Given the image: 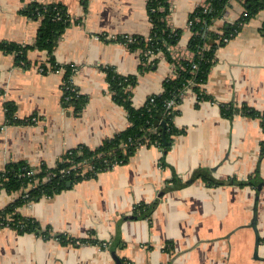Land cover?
I'll list each match as a JSON object with an SVG mask.
<instances>
[{"label": "crops", "instance_id": "crops-1", "mask_svg": "<svg viewBox=\"0 0 264 264\" xmlns=\"http://www.w3.org/2000/svg\"><path fill=\"white\" fill-rule=\"evenodd\" d=\"M34 1L67 7L72 22L52 54L60 65L76 67L72 79L87 100L79 113L64 105L63 68L40 70L41 63L50 66L47 50H30L31 66L23 68L14 54L0 49V170L20 160L35 170L54 167L68 150L80 144L94 148L123 130L127 111L112 98L104 67L137 76L135 107L175 74L162 52L156 65L141 69L138 49L111 40L150 33L147 0H0V41L34 42L40 21L22 12ZM204 1L170 0L168 22L183 29L175 53H189V15ZM243 10L241 1L232 0L213 28L236 21ZM215 55L203 85L214 100L198 101L194 90H186L174 118L184 132L175 136L165 165L160 147L143 145L125 163L22 205L20 211L52 235L0 227V264H117V258L131 264H264V131L258 117L228 118L219 106L245 103L264 111V7ZM7 102L15 105L18 119L38 120L9 121ZM199 169L224 183L208 185L195 176ZM176 176L182 184L174 186ZM251 176L255 185L240 183ZM20 195L21 190L0 188V210ZM140 203H154L149 216H134ZM59 233L97 242L64 243Z\"/></svg>", "mask_w": 264, "mask_h": 264}, {"label": "trees", "instance_id": "trees-1", "mask_svg": "<svg viewBox=\"0 0 264 264\" xmlns=\"http://www.w3.org/2000/svg\"><path fill=\"white\" fill-rule=\"evenodd\" d=\"M231 1L205 0L190 13L188 25L192 30V35L188 42V50L191 52V56L177 58L173 56L171 47L178 44L183 29L173 27L168 22L171 10L170 0H147L148 15L152 23L150 33L146 36L139 34L117 35L111 40L124 42L132 50L138 49L142 60L141 69L152 68L157 64L158 58L150 59V52L155 54L162 52L168 61L177 66L176 75L166 77L161 92L150 95L142 106L135 107L132 102V88L136 84L137 76L123 75L118 73L114 67H104L108 90L112 98L126 109L128 125L94 148L80 144L68 150L54 167L41 164L38 170L29 174L28 172L35 170V167L26 161L20 160L7 164L5 169L0 170V188H4L8 193L21 190V195L0 210V227L8 226L20 233L35 232L46 237L52 235L49 227L43 228L33 216L24 215L19 208L28 202L43 196L51 197L68 188V181H71V185H73L82 179L94 177L101 171L127 162L141 145L160 147L163 153L161 164L165 165L164 156L171 147L175 136L184 132V129L179 128L174 122L179 109L168 106V100L174 98L175 103L179 105L188 88L196 92L198 101L214 100L212 95L206 93L203 85L208 80L210 70L215 62L217 47L226 43L224 37H234L242 25L256 16L264 7V0H238L244 6L240 17L232 23H225L220 30L214 29L215 21L224 16ZM22 12L40 21L34 42L0 41V49L14 54L16 63L23 68L31 66L28 58L30 50H47L50 66L41 63L42 72L63 68L64 105L73 106L74 112L79 113L84 107L87 97L72 82L76 70L71 64L62 66L55 62L52 54L61 34L72 22L67 7L61 2L34 1L27 4ZM101 36L107 39V35ZM219 106L221 114L228 118L235 114L258 117L264 131V111L254 109L245 103L240 106L234 102L220 103ZM5 107L9 121L13 123L28 122L25 119H18L15 113L16 107L11 102H7ZM157 119L165 123V140H163V125L156 124ZM261 147L262 154H264V139ZM81 161L89 163L91 168L83 171V166L78 165ZM63 167H71V169L63 174L60 172ZM195 176L202 177L211 186L224 183L223 180L211 176L208 169H199ZM254 178L251 176L240 183L254 184ZM171 182L174 186L182 184L177 176L173 177ZM26 188H28L27 191H25ZM153 207L154 203H140L135 208L134 216H149ZM56 236L64 243L97 242L93 239L76 238L64 233H59ZM99 243L105 245L104 241ZM121 260L122 264H131L125 258H121Z\"/></svg>", "mask_w": 264, "mask_h": 264}, {"label": "built area", "instance_id": "built-area-1", "mask_svg": "<svg viewBox=\"0 0 264 264\" xmlns=\"http://www.w3.org/2000/svg\"><path fill=\"white\" fill-rule=\"evenodd\" d=\"M171 10H172V5H171ZM171 10H170V12H171ZM247 13L245 12V15H246ZM189 26V25H188ZM128 36H131V35H133V34H127ZM117 35H115V36H112L111 38H115ZM230 40V38L229 37H224V41L225 42H228ZM122 43H124V42H122ZM125 45H126V43H124ZM174 47L175 46H173V47H171V52H172V54H173V56L174 57H177V58H181V57H190L191 56V52L189 51V53L188 54H179V53H175L174 52ZM150 52V51H149ZM160 53V52H159ZM156 55L157 54H155V53H149V58L150 59H153L154 57H156ZM173 64V63H172ZM174 65V69H175V74L173 75V76H175L176 75V69H177V66L175 65V64H173ZM72 66L75 68V70H76V67L72 64ZM40 70L42 71L43 70V67H40ZM72 82H73V79H72ZM74 83V82H73ZM68 86L66 85V88H67ZM168 106H173V107H177L178 106V104H176L175 103V100H174V98H170L169 100H168ZM25 120L26 121H28V122H35V121H37L38 120V118H37V116H35V115H32L31 117H28V118H25ZM141 146H143V145H141ZM79 166H83L82 167V169H83V171H86L88 168H91V165L89 164V163H87V162H85V161H81L79 164H78ZM75 168V166H72V168ZM71 169V167H69V168H66V167H63V168H61V170H60V172L61 173H66V172H68L69 170ZM34 171H36V170H31V171H29L28 173L29 174H31V173H34ZM25 195H27V194H25ZM105 244H106V242H105Z\"/></svg>", "mask_w": 264, "mask_h": 264}, {"label": "water", "instance_id": "water-1", "mask_svg": "<svg viewBox=\"0 0 264 264\" xmlns=\"http://www.w3.org/2000/svg\"><path fill=\"white\" fill-rule=\"evenodd\" d=\"M155 123H156V124L161 123V124L163 125V140H165V123H164L163 121L160 122L159 119H157V120L155 121ZM71 184H72L71 181H68V182H67V185H68V186H71ZM255 219H256V216H255ZM255 219H254V222H255ZM254 222H253V224H254V226H255V223H254ZM117 264H122V262H121V260H120L119 258H117Z\"/></svg>", "mask_w": 264, "mask_h": 264}, {"label": "rangeland", "instance_id": "rangeland-1", "mask_svg": "<svg viewBox=\"0 0 264 264\" xmlns=\"http://www.w3.org/2000/svg\"><path fill=\"white\" fill-rule=\"evenodd\" d=\"M74 75V74H73ZM73 78V77H72Z\"/></svg>", "mask_w": 264, "mask_h": 264}]
</instances>
